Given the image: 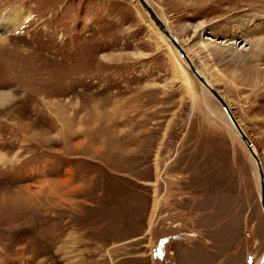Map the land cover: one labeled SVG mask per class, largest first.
<instances>
[{
  "label": "rangeland",
  "instance_id": "rangeland-1",
  "mask_svg": "<svg viewBox=\"0 0 264 264\" xmlns=\"http://www.w3.org/2000/svg\"><path fill=\"white\" fill-rule=\"evenodd\" d=\"M148 1L264 167V0ZM147 18L138 0H0V264L263 255L251 155Z\"/></svg>",
  "mask_w": 264,
  "mask_h": 264
},
{
  "label": "water",
  "instance_id": "water-1",
  "mask_svg": "<svg viewBox=\"0 0 264 264\" xmlns=\"http://www.w3.org/2000/svg\"><path fill=\"white\" fill-rule=\"evenodd\" d=\"M143 9L148 12L154 23L160 28V30L167 36V38L172 42L174 47L178 50L182 60L184 61L188 70L195 76L200 84H202L221 105L225 113L230 119L232 125L236 128L237 132L240 135L242 141L246 144L248 149L250 150L252 156L257 162L258 172H259V200L262 206V210L264 213V167L262 166V161L259 153L255 150V145L246 131H244L242 125L240 124L238 118L233 113L230 108L228 102L224 98L219 90L211 85L206 77L200 72L199 67L194 63L190 55L187 53L184 46L180 43L177 37L174 35V32L168 27V25L164 22V20L160 17V15L156 12L154 7L150 4L148 0H139ZM178 234L171 236L169 239L179 238ZM257 264H264V253L262 258L259 259Z\"/></svg>",
  "mask_w": 264,
  "mask_h": 264
},
{
  "label": "bare ground",
  "instance_id": "bare-ground-1",
  "mask_svg": "<svg viewBox=\"0 0 264 264\" xmlns=\"http://www.w3.org/2000/svg\"><path fill=\"white\" fill-rule=\"evenodd\" d=\"M139 4L141 5L140 1L138 0ZM142 7V5H141ZM143 8V7H142ZM145 14L149 17L147 18V23L152 31V36L151 37H155L158 39H161L163 41H165L168 49H170L171 53L173 54V68H174V72H175V80L181 83H185V84H189V78L187 75V72L183 66V64L185 65L184 61L182 60L178 50L174 47V45L172 44V42L167 38V36L160 30V28L154 23V21L152 20V18L150 17V15L148 14L147 11H145ZM177 37V36H176ZM178 39V37H177ZM179 40V39H178ZM180 41V40H179ZM181 43V41H180ZM182 44V43H181ZM183 45V44H182ZM173 46V47H172ZM253 47L255 48V52L260 53L264 51V41H259L256 43H253ZM176 52H175V50ZM185 48V47H184ZM178 55H177V54ZM188 53V52H187ZM179 56V57H178ZM180 58V59H179ZM200 72L206 77V79L208 80V82L214 86V84L209 80V78L206 76V74H204V72H202V70L199 68ZM201 87L203 88L204 92L208 95H210L209 91L201 84ZM211 96V95H210ZM224 96V95H223ZM225 98V97H224ZM227 101V100H226ZM229 104V103H228ZM230 106V105H229ZM231 108V107H230ZM224 111V110H223ZM225 113V111H224ZM224 120L231 126L232 131L234 132V134L242 141V139L240 138L239 133L237 132L236 128L232 125V123L230 122L229 117L227 116V114L225 113V117ZM243 142V141H242ZM244 143V142H243ZM244 145L246 146V144L244 143ZM246 148L248 149V147L246 146ZM256 150V148H255ZM250 155H251V161L253 163V165L256 168L257 171V175L259 178V172H258V167H257V162L254 159V157L252 156L250 150L248 149ZM263 166V164H262ZM260 185V184H259Z\"/></svg>",
  "mask_w": 264,
  "mask_h": 264
},
{
  "label": "crops",
  "instance_id": "crops-1",
  "mask_svg": "<svg viewBox=\"0 0 264 264\" xmlns=\"http://www.w3.org/2000/svg\"><path fill=\"white\" fill-rule=\"evenodd\" d=\"M175 235V234H174ZM182 232H181V234L179 235L180 237L179 238H173V239H168V241H173V240H175V239H181L182 238ZM173 236V235H172ZM171 237V236H170ZM169 237V238H170ZM263 256V255H262ZM262 256H261V258H262ZM259 261V260H258ZM159 263V261H157V260H149L148 258H146V264H158ZM181 263V262H180ZM258 263V262H257ZM256 263V264H257Z\"/></svg>",
  "mask_w": 264,
  "mask_h": 264
},
{
  "label": "flooded vegetation",
  "instance_id": "flooded-vegetation-1",
  "mask_svg": "<svg viewBox=\"0 0 264 264\" xmlns=\"http://www.w3.org/2000/svg\"><path fill=\"white\" fill-rule=\"evenodd\" d=\"M176 235V234H175ZM169 239V237H167L165 240H168Z\"/></svg>",
  "mask_w": 264,
  "mask_h": 264
}]
</instances>
